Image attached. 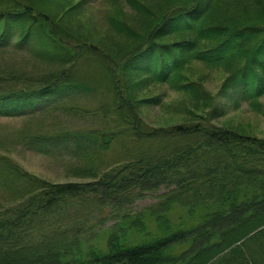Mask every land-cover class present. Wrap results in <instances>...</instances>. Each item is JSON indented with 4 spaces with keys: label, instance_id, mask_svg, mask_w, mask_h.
<instances>
[{
    "label": "trees",
    "instance_id": "obj_1",
    "mask_svg": "<svg viewBox=\"0 0 264 264\" xmlns=\"http://www.w3.org/2000/svg\"><path fill=\"white\" fill-rule=\"evenodd\" d=\"M238 1L126 0L142 18L134 28L125 14H109L112 31L105 30L110 32L103 37H116L115 47L109 48L59 24L60 30L50 7L43 5L45 0H0V49L25 50L22 54L51 65L47 68L56 67L30 74L21 84L18 69L4 75L0 114L33 116L54 108L51 103L60 93L97 92V86L81 80L78 73L83 60L98 61L110 79L103 85L104 93L109 94L102 103L106 115L115 114L117 123L128 124L131 135L138 139L180 137L176 147L161 142L155 149L142 150L119 172L129 167L138 173V169L149 167L152 173L148 176L161 182L150 185L147 192H156L161 184L167 189L157 195L155 203L138 211L119 207L120 200H129L131 195L124 193L129 186L120 177L113 182L116 173L91 184L97 189L100 206H109L107 199H111L116 208L109 207L118 210L116 215L122 211L106 234H101L99 247L82 246L57 234L24 244L11 239L14 230L5 226L0 229V264H264V140L234 135L208 121L156 126L138 114L142 105H159L161 96H142L137 90L152 82H169L192 58L225 70L219 94L232 100L235 109L242 103L258 107L257 98L264 97V7L236 26L223 22L221 13L213 20L217 10ZM10 21L20 25L12 26ZM176 34L179 37L172 40ZM229 50L231 54H222ZM175 51L181 52L179 57ZM158 52L171 61L162 60L156 67ZM170 84L188 93L190 104L207 113L202 116L225 113L223 104L200 83V89L194 91L189 89L191 85ZM90 132L101 148L115 136L110 131ZM77 136L86 140L83 132ZM65 137L44 140L57 142ZM87 185L55 186L52 205L63 195L78 197ZM175 212L182 213L173 220Z\"/></svg>",
    "mask_w": 264,
    "mask_h": 264
},
{
    "label": "rangeland",
    "instance_id": "obj_2",
    "mask_svg": "<svg viewBox=\"0 0 264 264\" xmlns=\"http://www.w3.org/2000/svg\"><path fill=\"white\" fill-rule=\"evenodd\" d=\"M43 5L50 7L52 16L63 29L75 30L85 40H100L109 48L115 47L116 42L113 35L103 37L105 32L112 31V24L110 20L107 21L109 14H114L113 17L125 14L128 23L134 28L138 27L142 18L139 11L135 12L128 7L126 0H45ZM263 7L264 0H239L237 4L226 6L222 11L217 10L213 20H218L221 13L223 22L236 26L242 24L244 19H252L251 15L258 10L262 11ZM10 22L15 27L20 25L18 21ZM178 37L176 34L171 38L176 40ZM31 43L34 44L32 41ZM32 48L37 49L36 46ZM231 51H224L222 54L229 55ZM22 53L27 52L13 51L12 48L0 49V82L11 70L20 71L21 84L30 74L37 75L56 68H47L51 65L43 63L38 57ZM173 53L178 57L181 54L176 51ZM162 60L171 61L164 53L158 52L155 57L156 67ZM81 67L78 77L97 86L94 89L97 92H57L55 97L58 93L60 95L51 103L55 107L33 116L0 114V229L10 227L14 233L9 237L24 244L57 234L81 242L82 246L99 247L101 234H106L122 211L116 215L118 210H114L115 201L111 203V199H107V205L114 208L100 206L96 199L97 189L91 184L99 179L107 180L115 173L117 176L122 167L130 159H136L142 150L155 149L161 142H168V146L176 147L180 140L179 136L150 140L132 136L128 124L119 125L115 114L106 115L102 109V103L109 99V94L104 93L106 89L103 87L110 80L107 71L98 61L83 60ZM225 76L226 72L222 67L210 66L200 59L192 58L172 75L169 82H152L147 88L137 90L142 96H161L159 105H142L138 114L156 126L170 127L180 123L208 121L214 127L234 135L236 133L264 140V97L257 98V108L251 107L250 103H242L241 107L235 109L232 100L219 94ZM170 82L191 85L189 89L192 91L200 89V83L211 96L216 97L218 103L223 104L225 113L218 117H204L207 113L190 104L188 93L173 88ZM95 129L115 133L106 148L98 146V139L97 143L93 140L90 131ZM81 132L86 135V140L77 136ZM64 134L66 137L57 142L44 140ZM69 135L74 136L68 137ZM78 143L81 148H78ZM138 170L135 173L128 167L113 180L114 182L120 177L129 186L124 189V193L131 195V199L120 200L119 205L127 211H138L153 204L157 201L158 194L167 191L164 184H161L156 192H147L150 185L161 181L148 176L152 173L149 167ZM68 183L88 185L81 188L78 197L63 195L52 205L56 200L55 186ZM181 213L175 212L172 219L175 220Z\"/></svg>",
    "mask_w": 264,
    "mask_h": 264
}]
</instances>
